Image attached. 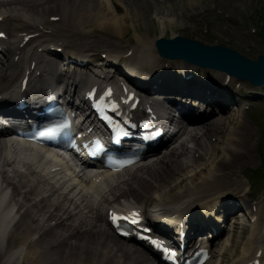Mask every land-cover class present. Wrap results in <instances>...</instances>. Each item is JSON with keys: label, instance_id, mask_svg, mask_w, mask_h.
<instances>
[{"label": "bare ground", "instance_id": "bare-ground-1", "mask_svg": "<svg viewBox=\"0 0 264 264\" xmlns=\"http://www.w3.org/2000/svg\"><path fill=\"white\" fill-rule=\"evenodd\" d=\"M121 1L128 3L129 15L120 14L123 7L118 0H0V16L4 17L0 28L7 32L11 45H23L25 36L33 35L30 50L35 56H39L38 58L41 54L54 55L40 50L46 44L47 50L54 45L61 48L65 46L64 55L80 57L78 60L88 65L93 64V60L87 58L97 57L101 53L107 54V58L112 55L117 59L131 52L127 62L134 67L133 71L138 69L142 73L144 80L135 84L128 78L120 79L114 74L113 81H126L137 90L144 88L145 91L157 93L171 89V84L168 83L173 80L169 77L171 74L179 72V76L185 77L196 69L180 61L159 58L154 48V39L138 37L134 45L130 38L129 45L119 47L128 33V18H147L153 10L148 0H143L144 3L138 2L140 0ZM171 1L165 0L170 3ZM56 17H60L59 22L52 21V18ZM163 33L166 34L167 30L164 29ZM29 58L34 57H29L26 52L17 62L11 59L10 72L9 69L0 67V93L16 89L12 80L24 68H31L33 62L28 61ZM108 64L106 69H99L98 72L111 73L113 66L111 62ZM166 64L170 67L166 78L148 77L165 72L166 70L160 68ZM48 70L43 71V78L53 81L55 76L51 75L52 69ZM80 70L86 72L87 69L82 67ZM220 76L225 74L214 75L216 78ZM211 81L217 82L218 79L212 78ZM155 82L161 83L162 89L154 91ZM221 82L223 81H218ZM204 86H209V83ZM211 86L215 91L224 93L219 87ZM183 88L191 91L196 89L193 84L189 87V82ZM226 114L229 115L227 120H217L212 115L200 116L194 133L190 136L180 127L176 135L181 134V137L171 144L175 147L171 148L169 145L162 154L155 155L153 159L156 158L152 162L134 172L131 178H121L123 181L116 183L117 185L110 183L106 188L108 191L98 196L102 198L103 204L99 209L93 210V216L90 218H85L84 214H79L76 209L72 213L70 201L56 193L48 183H42L35 172L36 168L33 167V172L23 163L30 173L22 176L15 171V178L20 177V180L16 182L14 177L7 180V183L14 187L13 195L17 198L16 203L22 215L19 221L10 227L8 233L0 237V264H153L143 249L125 244L112 236L110 227L101 218V210L105 204L108 211L118 204L132 203L133 198L139 201L138 203L144 201L143 204L151 205L154 210L158 208L156 215L149 210H145V213L152 222L165 224L163 227L178 215V219L184 218L190 223L197 222L195 226L204 228L203 220L199 216L201 203L214 192L218 195L217 201L233 199H224L227 193H231L226 189L239 188L242 183L228 177L227 173L235 172L246 162L254 160L248 139L253 132L245 120L246 112L240 111L233 116L232 110L228 108ZM185 136L189 137L183 139ZM4 150L6 149H0V164L11 165L3 153ZM13 168L15 169L14 165ZM94 187L95 184H92L91 189ZM101 191L102 188L97 189L98 193ZM36 196H42L41 200L38 201ZM121 199H124V203H120ZM258 207L260 218L254 228H259V235L254 231L241 256L230 260V264H246L253 248V255L263 249L261 237L264 235V199ZM209 213L204 217H209L207 221L212 220L214 209ZM260 222L263 225H260ZM231 241L227 240L222 244L219 251L222 258L228 254ZM214 245L220 247L218 242ZM13 250L17 255L10 258L9 253Z\"/></svg>", "mask_w": 264, "mask_h": 264}, {"label": "rangeland", "instance_id": "rangeland-1", "mask_svg": "<svg viewBox=\"0 0 264 264\" xmlns=\"http://www.w3.org/2000/svg\"><path fill=\"white\" fill-rule=\"evenodd\" d=\"M148 1L152 4V13H149L147 18L144 16L143 18L140 17L141 19L131 20L128 18L126 23L128 33L123 37L119 47L129 45L128 40L130 38L135 45L138 37L156 41L160 37L171 39L175 36H182L190 40H197L204 45H219L230 48L253 60L258 55L264 54V40L259 34L264 19V0H172L171 3L165 2V0ZM118 3L123 7L120 14L127 13L129 15L128 3L121 0H118ZM164 29L167 30L166 34L163 33ZM175 32L176 34H174ZM123 51L125 50L123 49ZM100 57L101 55L98 56V58ZM249 90L243 88V93H245L243 100L251 101L252 98H255ZM262 94L264 95V91ZM235 105H233L232 110L233 116L237 112L244 111L243 105L239 104L236 106L237 108ZM246 112L248 114L246 113L247 116L244 115L245 120L252 127L253 132L248 139L254 160L246 162L243 167L236 169L235 172L229 171L227 173L228 177L240 180L242 183L239 188L226 189L239 195L243 205L241 212L239 214L234 212L232 216H235V221L241 214L244 215V218L237 222L238 229H235V232L225 234L224 241L233 238L232 245H230L228 254L225 256L224 263L226 264H230V260H236L241 256L240 254L247 246L248 241L252 239L254 231H256L255 233L258 232L259 235V228H254V224L250 223L249 220L253 216L255 218L257 216L259 220L260 207L255 204L259 203L260 205L263 202L260 201L264 198V102L249 106ZM228 116L225 115L223 118L227 120ZM221 117V115H217L215 119L220 120ZM251 184L253 190H256L254 194L247 190ZM245 202L248 204L246 209H244ZM257 246L258 244L255 245V247ZM217 259L218 257L210 264L219 263Z\"/></svg>", "mask_w": 264, "mask_h": 264}, {"label": "water", "instance_id": "water-1", "mask_svg": "<svg viewBox=\"0 0 264 264\" xmlns=\"http://www.w3.org/2000/svg\"><path fill=\"white\" fill-rule=\"evenodd\" d=\"M261 33L264 36V26ZM156 45L165 58L182 59L201 67L216 68L249 80L255 85L264 84V56H260L259 61L254 62L227 47L204 45L182 36L174 39L160 38Z\"/></svg>", "mask_w": 264, "mask_h": 264}, {"label": "snow or ice", "instance_id": "snow-or-ice-1", "mask_svg": "<svg viewBox=\"0 0 264 264\" xmlns=\"http://www.w3.org/2000/svg\"><path fill=\"white\" fill-rule=\"evenodd\" d=\"M2 35H4V34L3 33H0V36H2ZM49 131H51V130H49ZM45 134H46L45 132H41L40 133L41 136H43ZM132 215L133 216H138V213H133ZM112 219H113V221H118L119 219H121V217L119 215H117L116 213H113L112 214ZM123 219H128V217L125 216V217H123ZM133 222H135V221H133Z\"/></svg>", "mask_w": 264, "mask_h": 264}]
</instances>
